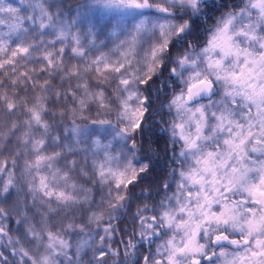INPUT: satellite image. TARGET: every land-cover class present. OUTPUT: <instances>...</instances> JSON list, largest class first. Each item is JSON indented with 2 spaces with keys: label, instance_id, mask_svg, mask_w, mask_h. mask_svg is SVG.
<instances>
[{
  "label": "snow or ice",
  "instance_id": "1",
  "mask_svg": "<svg viewBox=\"0 0 264 264\" xmlns=\"http://www.w3.org/2000/svg\"><path fill=\"white\" fill-rule=\"evenodd\" d=\"M20 3L0 264H264V0Z\"/></svg>",
  "mask_w": 264,
  "mask_h": 264
},
{
  "label": "trees",
  "instance_id": "2",
  "mask_svg": "<svg viewBox=\"0 0 264 264\" xmlns=\"http://www.w3.org/2000/svg\"><path fill=\"white\" fill-rule=\"evenodd\" d=\"M10 2L15 5V6H18V7H21V8H24V5L20 3V0H10ZM77 0H65V3L68 4V5H71V4H74L76 3ZM203 39V38H201ZM159 167V166H158ZM166 171V170H165ZM137 192L140 191V189H137L136 190ZM136 203H139V201H137ZM132 211L134 212L135 211V205L133 206V209ZM130 223V217L128 220H126L124 222V225L123 226H127L128 224ZM9 228L12 229L13 232H15L18 228V225L12 223L11 221L9 222Z\"/></svg>",
  "mask_w": 264,
  "mask_h": 264
}]
</instances>
